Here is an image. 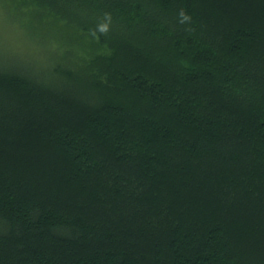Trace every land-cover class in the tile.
I'll list each match as a JSON object with an SVG mask.
<instances>
[{
    "label": "trees",
    "instance_id": "obj_1",
    "mask_svg": "<svg viewBox=\"0 0 264 264\" xmlns=\"http://www.w3.org/2000/svg\"><path fill=\"white\" fill-rule=\"evenodd\" d=\"M21 2L0 264H264V0Z\"/></svg>",
    "mask_w": 264,
    "mask_h": 264
},
{
    "label": "rangeland",
    "instance_id": "obj_2",
    "mask_svg": "<svg viewBox=\"0 0 264 264\" xmlns=\"http://www.w3.org/2000/svg\"><path fill=\"white\" fill-rule=\"evenodd\" d=\"M28 9L21 0H0V62L35 63L42 57L49 58L48 55L54 58V53L49 54L48 51H54L59 44L52 38L40 36L42 28L47 25L34 13L28 14ZM59 29L57 25L50 28L53 35Z\"/></svg>",
    "mask_w": 264,
    "mask_h": 264
}]
</instances>
